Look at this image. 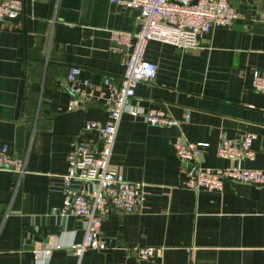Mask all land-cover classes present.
Returning a JSON list of instances; mask_svg holds the SVG:
<instances>
[{
	"label": "crops",
	"instance_id": "obj_1",
	"mask_svg": "<svg viewBox=\"0 0 264 264\" xmlns=\"http://www.w3.org/2000/svg\"><path fill=\"white\" fill-rule=\"evenodd\" d=\"M21 1V14L0 23V145L25 159L22 173L0 169V264H35L34 251L55 242L61 247L36 264H264V187L224 181L220 191L186 189L172 147L177 137L207 143L198 156L204 167L264 168V93L250 87L253 71L264 72V0H232L243 12L232 5L235 21L200 35L201 47L146 43L144 58L155 65V77L135 85L130 103L163 109L179 126L120 116L109 164L144 184L143 207L109 214L99 225L106 248L79 255L70 245L82 241L83 225L59 213L65 154L72 139L96 138L84 128L87 121H105L102 79L116 83L129 50L113 44L109 30L136 31L138 11L109 0ZM71 65L88 79L81 97L65 88ZM21 81L23 106L15 118ZM19 123L20 152L13 146ZM246 131L255 133L251 159L216 155L221 136L237 139ZM141 246L161 251L139 259L133 248Z\"/></svg>",
	"mask_w": 264,
	"mask_h": 264
},
{
	"label": "built area",
	"instance_id": "obj_2",
	"mask_svg": "<svg viewBox=\"0 0 264 264\" xmlns=\"http://www.w3.org/2000/svg\"><path fill=\"white\" fill-rule=\"evenodd\" d=\"M122 7L138 11V28L134 32L109 30L110 41L129 48L123 61V70L116 83L108 76L102 82L107 86L105 99L106 118L103 123L87 121L84 128L95 130L96 138L83 137L70 141L65 154L66 169L61 175L62 201L59 213L73 214L84 228L83 239L70 249L79 255L85 249L103 250L105 243L99 225L109 214L136 212L143 207L144 184L124 179L109 164V156L115 140L120 116L140 117L149 126H179V121L160 108L142 109L131 104L133 89L139 82L150 83L155 77V65L144 58L145 45L150 40L170 44L178 49L201 47L200 35L214 25H231L238 16L228 0H109ZM21 0H0V23L13 20L22 12ZM114 49V48H112ZM79 67L71 65L65 75L66 91L80 96L88 79H79ZM250 87L264 93V72L253 71ZM255 133L246 131L237 139L221 136L216 155L227 161L251 159V142ZM207 146L205 142L184 143L180 137L172 142L176 158L183 163L179 184L191 191H220L224 181L242 182L264 187V168H243L229 165L220 168L204 167L198 156ZM25 159L11 151L6 144L0 145V169L14 173L24 171ZM52 248L34 251L35 264L41 256L49 255ZM139 259L159 255L161 248L134 247Z\"/></svg>",
	"mask_w": 264,
	"mask_h": 264
},
{
	"label": "water",
	"instance_id": "obj_3",
	"mask_svg": "<svg viewBox=\"0 0 264 264\" xmlns=\"http://www.w3.org/2000/svg\"><path fill=\"white\" fill-rule=\"evenodd\" d=\"M230 2L231 5H233L235 8H237L239 11L243 12L241 9H239L238 4L232 0H228ZM39 26H43V23H39ZM43 38V29L41 27L37 28L36 31V35H35V44L36 46L40 47L41 46V41ZM56 45H54L55 47ZM50 49V43L48 42L46 45V49H45V56H47L48 52ZM23 88H24V83L23 81L20 82V86H19V90H18V94H17V101H16V110H15V118L18 117L19 111L23 106ZM23 128H24V124L23 123H19L16 125L15 128V135H14V142H13V146H14V150L20 152L22 150V146H23Z\"/></svg>",
	"mask_w": 264,
	"mask_h": 264
}]
</instances>
